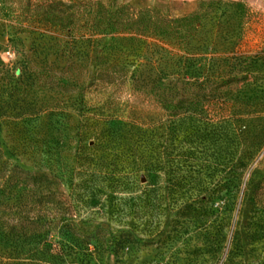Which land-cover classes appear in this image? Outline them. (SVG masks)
<instances>
[{
	"label": "rangeland",
	"instance_id": "1",
	"mask_svg": "<svg viewBox=\"0 0 264 264\" xmlns=\"http://www.w3.org/2000/svg\"><path fill=\"white\" fill-rule=\"evenodd\" d=\"M13 2L16 6L27 3ZM32 2L44 8L56 4L59 9L55 14L42 10L34 28L23 29L15 20L0 23V65L11 68L27 62L61 75L70 71L79 79V87L62 92L44 88L40 81L27 85L29 80H24L22 87L17 84L7 99L18 101L0 109V140L6 151L7 142L16 143L15 132L42 130L36 123L39 117L47 119L57 113L61 103L66 105L63 119L68 121L71 116L75 122L79 118L73 105L75 92L82 82L92 80L100 62L95 55L109 49L105 45L113 34L94 26L98 14L120 22L114 34L122 38L120 46L136 83L130 102L133 116L144 120L165 117L163 110L144 103L138 80V69L144 67L148 73L161 50L174 54L190 47L213 61L212 87L206 86L205 77L202 81L201 116L178 120L181 148L177 160L163 172L143 174L118 196L108 187L105 196L94 202L90 218L76 219L84 234H95L99 224L103 225V249L91 261L81 257L63 264H264V188L258 192L264 185V148L248 166H241L240 159L259 145L264 132V115L252 117L246 104L249 75L258 74L264 83V0ZM62 5L71 8L66 25L60 22ZM22 15L26 19L30 11ZM80 35H97L101 42L78 43ZM68 50L94 56L87 63L73 64L66 56ZM203 70L207 77L208 69ZM21 100H32L33 108L21 110L17 105ZM236 101L241 105H234ZM30 119L35 121L28 123ZM15 122L20 125L14 127ZM20 148L15 159L41 171L44 166L33 151Z\"/></svg>",
	"mask_w": 264,
	"mask_h": 264
},
{
	"label": "trees",
	"instance_id": "2",
	"mask_svg": "<svg viewBox=\"0 0 264 264\" xmlns=\"http://www.w3.org/2000/svg\"><path fill=\"white\" fill-rule=\"evenodd\" d=\"M26 1L16 6L13 0H0V23L15 20L23 29L34 28L42 10L55 14L59 9L56 4L44 8L39 2ZM60 9V22L66 25L71 8L62 5ZM28 11L26 19L20 17ZM93 24L113 34L111 42L105 45L109 49L95 55L100 62L92 80L82 82L75 92L73 105L79 118L75 122L71 116L68 121L63 119L66 105L61 103L57 113L47 119L39 117L36 123L42 130H18L16 143L7 142V151L5 142L0 140V264H63L81 257L91 261L103 249V225L99 224L95 234H84L76 219L90 218L94 202L105 196L108 187L118 196L143 174L163 172L179 155L178 120L186 115L201 116L203 78L207 87L213 85V61L209 56L190 47L174 54L161 50L148 73L144 67L138 69L144 103L165 113L163 119L144 120L133 116L130 110L136 83L131 79L126 51L120 46L122 38L114 34L119 20L98 14ZM76 40L101 42L97 35H80ZM66 56L74 64L87 63L94 55L68 50ZM203 67L209 71L207 77L203 76ZM258 76L254 72L249 75L250 95L246 104L252 117L264 115V83ZM235 77L239 75L236 73ZM24 80H29L27 85L40 81L44 88L62 92L79 87V79L70 71L61 75L48 69L39 70L27 62L20 67L0 65V109L18 101L7 99V94H14L17 84L24 86ZM32 102L21 100L17 105L21 110L32 109ZM234 105L241 103L236 101ZM33 121L30 119L28 123ZM16 125L20 124L15 122ZM66 127L72 132L65 131ZM21 146L33 151L34 158L44 166L41 171L25 167L15 159ZM263 148L264 132L259 145L240 157L241 166L253 162ZM69 149L71 153L67 154ZM234 174L239 176L236 170ZM263 188L264 185L258 192Z\"/></svg>",
	"mask_w": 264,
	"mask_h": 264
}]
</instances>
